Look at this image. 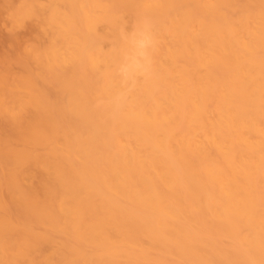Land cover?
Wrapping results in <instances>:
<instances>
[{
  "label": "bare ground",
  "instance_id": "bare-ground-1",
  "mask_svg": "<svg viewBox=\"0 0 264 264\" xmlns=\"http://www.w3.org/2000/svg\"><path fill=\"white\" fill-rule=\"evenodd\" d=\"M0 12V264H264V0Z\"/></svg>",
  "mask_w": 264,
  "mask_h": 264
},
{
  "label": "rangeland",
  "instance_id": "rangeland-1",
  "mask_svg": "<svg viewBox=\"0 0 264 264\" xmlns=\"http://www.w3.org/2000/svg\"><path fill=\"white\" fill-rule=\"evenodd\" d=\"M0 14H2V15H0V39H4V36H6L7 35V32H8V28L3 24L4 22H5V15L3 14V13H1L0 12ZM3 22V23H2ZM5 27V28H4ZM26 27H27V24L24 26V28H21V29H19V30H17V33H18V35H20V37H25L26 36V34L28 33L27 31H26ZM7 28V29H6ZM25 29V30H24ZM27 32V33H26ZM3 33V34H2ZM5 34V35H4ZM25 35V36H24ZM2 40H0V43L2 42ZM7 46H6V44L5 45H1L0 44V52H7L8 50H6L7 48H6ZM5 48V49H4ZM3 52V53H4Z\"/></svg>",
  "mask_w": 264,
  "mask_h": 264
},
{
  "label": "clouds",
  "instance_id": "clouds-1",
  "mask_svg": "<svg viewBox=\"0 0 264 264\" xmlns=\"http://www.w3.org/2000/svg\"><path fill=\"white\" fill-rule=\"evenodd\" d=\"M148 43H149V41L146 39V40L141 42V46L146 47Z\"/></svg>",
  "mask_w": 264,
  "mask_h": 264
}]
</instances>
